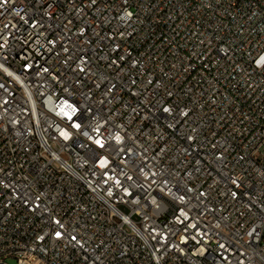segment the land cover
I'll return each mask as SVG.
<instances>
[{
    "label": "built area",
    "instance_id": "1",
    "mask_svg": "<svg viewBox=\"0 0 264 264\" xmlns=\"http://www.w3.org/2000/svg\"><path fill=\"white\" fill-rule=\"evenodd\" d=\"M264 264V0H0V264Z\"/></svg>",
    "mask_w": 264,
    "mask_h": 264
},
{
    "label": "rangeland",
    "instance_id": "2",
    "mask_svg": "<svg viewBox=\"0 0 264 264\" xmlns=\"http://www.w3.org/2000/svg\"><path fill=\"white\" fill-rule=\"evenodd\" d=\"M12 264L14 263V261H10Z\"/></svg>",
    "mask_w": 264,
    "mask_h": 264
}]
</instances>
